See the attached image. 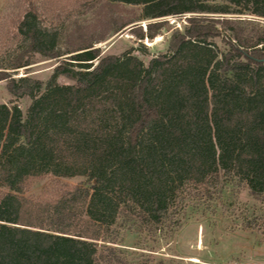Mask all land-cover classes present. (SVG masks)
Returning a JSON list of instances; mask_svg holds the SVG:
<instances>
[{
  "label": "trees",
  "instance_id": "trees-1",
  "mask_svg": "<svg viewBox=\"0 0 264 264\" xmlns=\"http://www.w3.org/2000/svg\"><path fill=\"white\" fill-rule=\"evenodd\" d=\"M105 1L187 24L147 64L89 44L43 82L6 72L63 55L65 30L26 11L0 57V81L31 101L25 114L0 103V264H131L128 233L170 236L221 183L264 203V0ZM46 175L87 185L33 209L20 194Z\"/></svg>",
  "mask_w": 264,
  "mask_h": 264
},
{
  "label": "rangeland",
  "instance_id": "rangeland-1",
  "mask_svg": "<svg viewBox=\"0 0 264 264\" xmlns=\"http://www.w3.org/2000/svg\"><path fill=\"white\" fill-rule=\"evenodd\" d=\"M28 10L65 30L66 38L60 47L63 55L45 59L35 54L30 65L6 72L10 78L29 76L43 82L51 77L57 65L74 54L70 52L89 44L103 56H121L132 50L147 64L151 58L166 53L172 32L183 30L187 24V16L143 19L142 7L105 0H0V57L16 45L19 22ZM162 22L166 23L162 25ZM150 25L153 32H159L152 40L145 36ZM144 48L147 54H142ZM10 78L0 81V103L16 105L25 114L31 101L27 97L15 99L9 93ZM59 83L72 81L60 77ZM86 185L85 177L46 175L29 179L20 197L29 207L41 209L76 187ZM211 190L197 200L199 207L187 208L181 227L170 236L155 242L142 232L128 233L124 245H119L128 252L127 260L131 264H264L261 197L237 183H221ZM4 191L1 189L0 193ZM138 240L146 250L134 247Z\"/></svg>",
  "mask_w": 264,
  "mask_h": 264
},
{
  "label": "bare ground",
  "instance_id": "bare-ground-1",
  "mask_svg": "<svg viewBox=\"0 0 264 264\" xmlns=\"http://www.w3.org/2000/svg\"><path fill=\"white\" fill-rule=\"evenodd\" d=\"M159 40H160V38H159ZM149 44H151V43H149ZM192 261H193V262H198V261H197V260H195V259H192Z\"/></svg>",
  "mask_w": 264,
  "mask_h": 264
},
{
  "label": "water",
  "instance_id": "water-1",
  "mask_svg": "<svg viewBox=\"0 0 264 264\" xmlns=\"http://www.w3.org/2000/svg\"><path fill=\"white\" fill-rule=\"evenodd\" d=\"M261 61L264 63V58H263V59H261Z\"/></svg>",
  "mask_w": 264,
  "mask_h": 264
}]
</instances>
